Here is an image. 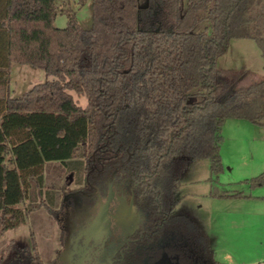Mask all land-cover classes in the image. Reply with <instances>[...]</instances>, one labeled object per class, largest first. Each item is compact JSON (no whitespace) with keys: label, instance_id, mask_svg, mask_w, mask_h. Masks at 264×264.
<instances>
[{"label":"trees","instance_id":"obj_1","mask_svg":"<svg viewBox=\"0 0 264 264\" xmlns=\"http://www.w3.org/2000/svg\"><path fill=\"white\" fill-rule=\"evenodd\" d=\"M58 13L65 28L53 24ZM91 16L83 29L56 0H0V237L25 222L32 208L20 205L33 189L41 195L45 166L55 163L79 186L61 199L124 186L145 214L132 255L152 249L179 264H222L201 226L174 209L191 161L222 171L225 120L264 125V76L242 84L250 71L216 67L232 39L253 40L264 59V0H91ZM15 63L53 79L11 98ZM45 197L54 213L55 192ZM0 264L45 263L11 240Z\"/></svg>","mask_w":264,"mask_h":264},{"label":"rangeland","instance_id":"obj_2","mask_svg":"<svg viewBox=\"0 0 264 264\" xmlns=\"http://www.w3.org/2000/svg\"><path fill=\"white\" fill-rule=\"evenodd\" d=\"M57 8H70L83 29L91 27V0H56ZM56 28H65V14H57ZM221 69H244L251 72L242 84L253 83L264 76V59L253 40L232 39L227 51L217 59ZM41 68L12 64L10 69L9 95L18 98L33 86L52 80ZM75 103L84 108L87 100L74 91H67ZM220 158L222 171L213 176L209 161H191L183 173L179 185V203L174 212L195 220L210 238L215 259L222 264H264V183L256 179L264 175V125L247 120L227 119L222 126ZM41 195L37 189L24 201L21 208H32L25 222L9 229L0 237V252L13 240L17 245L34 248L43 262L53 264H94L106 257V248L88 247L87 258L82 261L77 255L85 253L78 243L88 237L85 225L77 223L82 217L84 206L78 207L79 196L67 195L73 217L65 216L61 209V195L75 191L74 175L62 171L58 164H46ZM55 192L54 213L46 205L45 192ZM228 193L239 197L219 198L215 193ZM113 199L116 212L127 211L124 186L121 185ZM69 207V208H70ZM79 210V211H77ZM70 211V210H69ZM79 212V213H77ZM55 213L61 214L60 218ZM116 213V214H117ZM71 216V217H70ZM64 217V218H63ZM59 221V219H61ZM144 220L140 210H132L125 217L116 219L120 232L129 234ZM94 241L102 242L99 235ZM78 247V248H77ZM77 249V250H76ZM76 254V257H75ZM158 264H178L175 260L162 257Z\"/></svg>","mask_w":264,"mask_h":264},{"label":"flooded vegetation","instance_id":"obj_3","mask_svg":"<svg viewBox=\"0 0 264 264\" xmlns=\"http://www.w3.org/2000/svg\"><path fill=\"white\" fill-rule=\"evenodd\" d=\"M118 188L119 187L116 186H110L107 192L106 188H104L101 193H92L90 195L81 194L78 191L69 193V195L85 198L78 199L77 201V208L84 206V209L82 210V217L79 218L80 220L77 221V223H79L80 225H85V227L87 228L86 234L88 237L81 238L82 241H78V243L82 242L80 245L84 247L83 250L85 251V253H79L77 257L84 261V259L87 258L88 254H86V251L91 245V249L97 246H104L106 248V257L98 259L96 262L93 260L94 264H158L162 257H167L174 260L172 257L166 255L165 253L160 254L152 249L147 251L139 249L134 255H132V253H129L130 243L133 241V238L136 236L137 232L141 229L145 222V214L142 212V210L138 209L134 205L133 199H130L126 192L125 200L127 204V211L122 213L121 215L120 213H117L116 207L114 206L115 199H113V196L118 191ZM64 199H61V214H64L65 216L71 215L73 217L72 208L70 207L73 204L70 205V203ZM132 210H140L144 215V220L132 232H130L129 234H124L120 232L118 224L116 223V219L119 217H125L127 213L131 212ZM61 214L55 213V217L60 218ZM61 220L62 218L59 219V221ZM99 235L102 236V242L104 245H100L101 243H99V241H94V239H96ZM47 264H53V262H48Z\"/></svg>","mask_w":264,"mask_h":264}]
</instances>
